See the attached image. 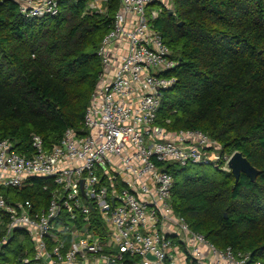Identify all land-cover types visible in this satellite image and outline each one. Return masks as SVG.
I'll use <instances>...</instances> for the list:
<instances>
[{
  "label": "built area",
  "instance_id": "1",
  "mask_svg": "<svg viewBox=\"0 0 264 264\" xmlns=\"http://www.w3.org/2000/svg\"><path fill=\"white\" fill-rule=\"evenodd\" d=\"M14 1L35 18L58 14L62 0ZM106 3L91 0L85 13H106ZM163 10L173 13L172 0H120L97 49L102 70L83 132L68 128L50 148L34 135L23 151L0 141L3 264H264L217 247L172 204L175 179L163 164L231 171L233 154L203 130L158 123L179 65L155 25ZM36 178L50 183L39 206L15 193Z\"/></svg>",
  "mask_w": 264,
  "mask_h": 264
},
{
  "label": "trees",
  "instance_id": "2",
  "mask_svg": "<svg viewBox=\"0 0 264 264\" xmlns=\"http://www.w3.org/2000/svg\"><path fill=\"white\" fill-rule=\"evenodd\" d=\"M89 1L62 0L58 14L28 18L14 0H0V141L16 150L34 135L50 148L68 128L83 129L102 70L97 49L120 7L107 0L106 13L89 14ZM172 3L173 13L163 10L155 22L179 60L158 123L203 130L222 153L242 152L260 170L255 181H237L213 164H163L175 179L172 204L217 247L264 262V0ZM32 183L15 193L39 206L50 183Z\"/></svg>",
  "mask_w": 264,
  "mask_h": 264
},
{
  "label": "water",
  "instance_id": "3",
  "mask_svg": "<svg viewBox=\"0 0 264 264\" xmlns=\"http://www.w3.org/2000/svg\"><path fill=\"white\" fill-rule=\"evenodd\" d=\"M184 22H180L183 25ZM232 173L234 174L236 180L238 181L242 174L248 175L253 181L256 180L260 173L255 166L243 155L242 152H235L229 162ZM149 257H152L149 255Z\"/></svg>",
  "mask_w": 264,
  "mask_h": 264
},
{
  "label": "rangeland",
  "instance_id": "4",
  "mask_svg": "<svg viewBox=\"0 0 264 264\" xmlns=\"http://www.w3.org/2000/svg\"><path fill=\"white\" fill-rule=\"evenodd\" d=\"M156 7H159V6H156ZM148 13H149V12H148ZM206 170H207V171H210V172L213 171V169H208V167L206 168ZM0 263L3 264V260H0Z\"/></svg>",
  "mask_w": 264,
  "mask_h": 264
}]
</instances>
